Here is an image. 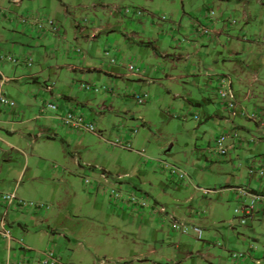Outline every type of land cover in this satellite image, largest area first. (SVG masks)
<instances>
[{"label":"crops","instance_id":"1","mask_svg":"<svg viewBox=\"0 0 264 264\" xmlns=\"http://www.w3.org/2000/svg\"><path fill=\"white\" fill-rule=\"evenodd\" d=\"M126 1L0 0V56L11 52L26 62L29 59L33 62V66L29 67L26 62L11 65L0 59L2 91L17 103L14 108L0 110V149L3 152L0 158L1 190L17 189L20 181L25 183L31 158L47 148H55L60 165H45L42 179L49 183L57 178L61 182V186L53 187L50 198L44 195L38 197L39 200L52 202L56 207L52 212H49L50 208L41 213L0 203V223L8 224L13 233L12 256L21 254L24 248L32 249L31 246L42 244L44 249L54 246L56 251L67 253L68 264H255V261H261L264 249L244 238L241 240L239 235L242 234L237 227L262 220L264 216L242 225L225 215L229 211L227 205L235 203L237 207L236 187L264 190L260 181L248 176L246 169L248 160L262 151L264 140L253 143L252 149L236 145L230 160L209 151L215 137L231 131L233 126L244 131L252 128L246 126L243 119L239 122L240 126L235 124L237 119L229 117L225 106L214 97L215 88L207 80L211 75L229 76L236 98L247 113L264 110V0L207 1L200 9L203 15L210 8L218 11L212 35L198 39L192 37V42L183 46L177 44L174 48L167 46L164 28L154 19L140 21L125 15L124 10L130 7H125ZM148 1L153 0H134L131 4L135 6L139 2L142 8V4ZM5 12L8 14L4 15ZM39 12L60 21L63 34L45 37L17 26L15 19L18 16ZM228 17H235L238 24L231 25L226 20ZM191 30L192 27L187 29V36L192 34ZM81 44L87 48L83 49L82 56H77L75 49ZM106 47L119 52V64L103 62ZM193 59L195 61L192 62ZM130 63L137 64L139 71L132 72L128 67ZM46 74L47 78H44ZM69 74L73 77L66 83ZM104 76L112 81L114 91L103 94L98 100L101 110L96 112L90 107H95L98 95L84 93L80 84L83 81L102 82ZM25 82L27 89L22 85ZM51 82H54V88L49 90L47 85ZM138 91L153 94L158 104L164 97L171 96L177 109L190 115L198 112L203 115L202 122L193 129L174 122L179 126L182 137L188 140L187 146L195 145L193 154L198 159L196 163L205 160L210 165V171L216 174L220 182L219 198L217 196L213 201L211 195L216 190H203L192 180L171 189L164 182V175L168 177L166 172L150 164L146 151L145 157L135 152L144 159H139L138 167L123 163H103L101 167L87 164L81 152L84 146L78 138L79 133L64 127L58 120L59 115L70 111L98 120V113L112 112L115 105L127 107L126 100L134 99L133 94ZM181 99L184 103H179ZM48 103L56 104L57 111L45 109ZM168 111L165 114L172 117L171 111ZM139 120V126L126 130H140L147 125L151 127L145 120ZM166 121L168 124L172 120ZM149 134L151 138L152 132L149 131ZM209 134L217 136L208 140ZM96 136L102 138L103 133L99 132ZM131 141L137 144L138 139L132 138ZM54 142L61 143L60 153L56 146L49 145ZM174 144H179V141ZM150 145L147 144V147ZM20 158L22 163L16 160ZM9 164L20 167L13 178L6 169ZM58 168L61 169L57 171ZM137 168L141 176L135 173ZM189 170L194 178H198L197 172L191 167ZM101 173L124 177L129 187L149 193L165 206L170 215L205 230L206 240H198L193 234L174 233L167 218L160 216L155 220L149 215H131L97 192L90 193L92 187L85 186L84 190L83 186L77 187L82 176L90 175L95 180H101ZM152 173H155L157 184L148 180ZM12 183H15L14 186ZM61 190L62 198H58ZM170 192L177 196L190 192L187 200L190 204L202 196L209 203L206 208L209 210L210 207V211L201 217L190 208L182 210L180 199L172 197ZM215 225L230 231L234 246L223 244L220 249H211V241L217 240L210 235V228ZM240 242L244 247L249 244L253 247L248 261L236 262L227 257V252H233L231 249H235ZM7 256V245L0 238V264Z\"/></svg>","mask_w":264,"mask_h":264},{"label":"rangeland","instance_id":"2","mask_svg":"<svg viewBox=\"0 0 264 264\" xmlns=\"http://www.w3.org/2000/svg\"><path fill=\"white\" fill-rule=\"evenodd\" d=\"M132 1L134 0H127L126 2L128 3L125 5V7L130 6L128 8H133V9L140 8V9L145 10L146 13L154 14L155 22L159 24V26L164 28V33L165 35H167V42H166L167 46H173V48L174 46L178 44V40H183L184 36H187L186 35L187 29H191L192 21L194 22L196 21L200 22V20L204 22L207 21L206 16L208 15V13H210L211 10H214L216 12V16L218 13L217 9L215 8L207 9L205 15H203L200 12V9H202V7L209 0H153L152 2L148 1L146 4H142L144 6L142 8L140 7L139 2L137 3V5H135L136 7L132 6L131 4ZM3 14L6 15L8 14V12H5ZM45 15L47 16L48 14H45ZM163 15L166 16V19L160 20V18ZM89 17H90V14H89ZM137 18L140 19V21L150 20V18L148 17L140 18L139 15L137 16ZM53 19L59 22V26H60V21H58L56 18H53ZM171 31H173L174 33L173 35H171ZM188 43L189 42H182L180 43V46H183ZM77 48H80L82 51H84L83 49H86L87 47L81 44V47L79 46ZM106 49L107 47L104 49L103 56H102V60L105 64L108 62L110 63L111 58L113 57L116 58L117 52H118L116 49L111 48L112 55L111 57H109L105 55ZM193 61H195V59H193L192 62ZM183 65L186 67L185 62H183ZM174 74H177L176 71H174ZM72 77H73L72 74H69L68 76H66V79H67L66 83ZM44 78H47V74L44 76ZM83 82H88V81H83ZM92 83H95L97 85L113 84L112 81L108 79L106 80V76H104L102 82L92 81ZM22 85L26 87L27 89L28 84L26 82L22 83ZM84 93H89V92L84 91ZM103 94L105 93H100L98 96H96L98 97V99L94 101L95 107H90L94 109L96 112H99L101 110L100 109L101 104H100V101L98 100L102 99V96H104ZM149 94H150V101L147 105H143V106L138 105L134 99L128 98L125 103L127 107L115 105L112 112L108 110L101 114L98 113L97 114L98 120H96L95 118L92 120L87 117H84L87 123H93L96 126L97 131H98L96 135H98L99 132L103 133V137L99 138L98 136L92 133H89V132L77 131L79 133L78 138L81 140L82 145L84 146L83 147L84 150H81V152H83V156L85 160L87 161V164L93 163L96 166L101 167L103 163H108L111 165H118L120 163H123L125 166L137 165L138 167L139 159H143V158H141L135 152L128 151V150H125L119 147H113L111 145V141H116L117 139H122V138H124L125 140H130L131 138L129 137V131H127L126 129L139 126L141 124V120L139 119H143L147 123H149V125L151 124V127L147 125V126H143L140 128L138 134L135 137H133L135 139H138L137 144L133 143L134 147L136 149H140V150L144 149L146 151L150 164L152 166L154 165V168H156V165L160 164L159 161H166L167 163L184 171L189 176L190 182L192 180L193 184L200 186L201 188H203V190L211 189V190H214V192L216 190V192L213 195H211L213 196L212 200L213 201L216 200L217 196L219 198V195H220L217 192L220 189V186L218 185L220 182L216 174L210 171L211 170L210 165H208L205 162V160L204 162L196 163L198 159H196L193 154L195 145L193 144V145H189V147L187 146L188 140L186 139V137L184 138L182 137V135L180 134L179 126L174 122V121H178L179 123L184 124L186 128L193 129L196 127L195 125H198L199 123L202 122L203 116L201 115L200 121H196L195 119H193L192 117L193 115H190V113L186 114L185 111H183L182 109H177L176 105L172 104L174 100L172 99L171 96L164 97L162 100V103L158 104L155 102L153 98V94L151 93ZM183 101L184 99H181L179 100V103H184ZM167 110L171 111L172 117L169 116V114L167 115L165 114ZM251 113L253 112H250L249 114ZM175 114L187 115V118L185 119L176 118L174 116ZM168 119L172 121L166 124V122H168L166 120ZM236 119H237V121L235 122L236 125L240 126L239 122L242 121L243 119L242 122L246 123V126L251 127L253 130V131L251 129H249L248 131H244L242 129L239 130L241 135L245 137L247 140L251 139L252 137L255 138V142L250 143L249 149H252L251 146L253 143H257L260 139H262V141L264 140V135L257 130L253 122H251L248 119H245V117H240V116L235 118V120ZM234 127L236 126H233V128ZM149 131H151L153 134L151 138H150ZM218 134H220V132ZM208 136H209L208 137V140H209L212 136L214 137L217 136V134H209ZM176 141H179V144H174L176 143ZM147 144L149 145L151 144L150 147H147ZM171 144L173 145L172 148L169 147ZM262 144H263L262 151L257 152L256 153L257 155L253 157L261 156V155L264 156V141L262 142ZM49 145L56 146V150L60 153V149L62 147L60 142H57V143L54 142L53 144H49ZM198 145H201V144L198 143ZM1 157L2 156H0V158ZM56 158H57V154L55 152V148H49V149L47 148L46 150L38 151L37 156H34L31 158L30 169L28 173L26 174L25 183H21L20 181L17 189L15 187L14 189L10 191L1 190V187H0V192H5V193L15 192L18 198L21 200H24L28 203H43L49 206L50 208V210L48 209L49 212L54 211L56 207L52 205V202L46 199L39 200L38 197L40 195H44L45 198H50V196L53 195V191H54L53 187L56 185L61 186L60 179H57V178H55L54 180L51 179L49 183L48 181H45L44 179H42L45 165L51 166L52 163H56L60 165V162L57 161ZM16 160L19 163H22V158L16 159ZM54 165L52 168H54ZM7 166L8 167L6 169H8L10 178H13L19 173L20 167L17 164H9ZM192 166H195V167H192ZM190 167L192 168L193 171L197 172L198 178L193 177L192 173L189 170ZM60 169L61 168H58L56 170L59 171ZM136 172L138 176H141V174L138 172V168L135 171V173ZM148 173H151V172L148 171ZM157 175L159 176V174ZM108 177H109V180L107 182L105 181L103 184H108L110 186L114 182L120 181V182H124V184L127 185L124 177L120 179L115 175H111ZM85 178H89L93 181L95 180V178H93L90 175L82 176L79 179L80 186L78 185L77 187L82 188L83 186V190L85 187L84 185ZM148 180L154 184H157L155 173H152L151 177H148ZM164 180H165L164 182L166 183V185H168L171 189H174L173 187H175L176 184L172 178L170 177L166 178V176L164 175ZM42 182H45V183L42 184ZM14 184L15 183H12L13 186ZM138 190H142V189H138ZM96 192H98V190L97 189L93 190V187H92V190L90 193H96ZM128 192L129 191H126L124 192V194L127 196ZM170 193L172 194V197L174 198L178 197L180 199V203H181L180 205L182 206L181 207L182 210L190 208L194 210L195 213H198L199 216L201 217H203L204 215H206V213L210 211V207H209V210L206 208L208 207L209 203L206 200H204L202 196H200L199 199H197L195 202L190 204L187 201L190 196V192L184 193L181 196H177L173 194L172 192ZM19 194H23L26 197L21 198ZM59 195L60 196H58V198H62V190L61 192H59ZM100 196H103V198H105L106 201L111 200L110 195H108L107 193H102V195ZM126 196H124V200L126 199ZM238 206H239V202L237 201V207ZM227 207L229 211H228V215H225V216L230 218L231 220H233L234 223L237 224L238 221L237 220L234 221L235 203H232L231 205H227ZM48 210L46 209V210L38 211V212L46 213L45 211H48ZM156 219L158 218L155 217V220ZM44 228L47 229L46 227ZM170 229H171V226H170ZM237 229L242 234V235H239L241 240L242 238H244L248 242L256 245L259 249L261 250L264 249V218L262 220L253 221L247 226H238ZM203 231H204L203 238L206 240L205 230ZM177 234H180V233H177ZM210 235L215 236V239H217L216 241L215 240L211 241L212 243L211 249H220L221 246H219L218 243L231 244L232 246H234L233 245L234 242L232 241V239H230V235H231L230 231L227 228L222 227L221 225H215L214 227L210 228ZM197 242L200 243L203 241H197ZM213 243H215V245ZM50 245H53V244H50ZM43 246L42 244H39L37 247L31 246V248L37 251H44L46 250V248L44 249ZM234 248L235 249H231V250L233 251L236 250L238 252H241L246 249V247H244L243 243L241 242L238 243ZM57 254L61 256L63 264H68L69 259L67 258L68 257L67 253H63L62 251L58 250ZM227 257L231 259L230 253L228 252H227ZM244 261H248V260L245 259V260L236 261V262H244ZM229 264H232V263H229Z\"/></svg>","mask_w":264,"mask_h":264},{"label":"built area","instance_id":"3","mask_svg":"<svg viewBox=\"0 0 264 264\" xmlns=\"http://www.w3.org/2000/svg\"><path fill=\"white\" fill-rule=\"evenodd\" d=\"M125 15L134 16L137 18L139 15L140 18L148 17L154 19L155 16L152 14L146 13L143 9L137 8H126L124 10ZM166 16L163 15L160 20H165ZM207 21H192L191 35L184 36L183 40H178V44L182 42H192V37L195 39L201 37H210L213 33L214 26L217 22L216 12L211 10L210 13L206 16ZM230 22L231 25H237L238 22L233 17H228L226 19ZM17 26H21L23 29H28L32 33H38L48 37L50 35L59 37L63 34L61 24L55 21L53 17L46 16L44 13L39 12L35 14H24L18 16L15 19ZM171 31V35H173ZM111 48L107 47L105 55L111 57L112 52ZM75 54L82 56V50L77 48L75 49ZM0 59L2 62L16 65L20 62H26L24 58L18 57L17 55L6 52L1 54ZM110 63L112 65L119 64V59L111 58ZM29 67L33 66L31 59L26 62ZM132 72H138L140 67L137 64L130 63L128 65ZM209 85L215 88L213 91L214 97L220 101L227 110L229 117L235 119L237 117H245L251 122L254 123L257 130L264 135V110L253 111L249 114L247 111L240 106L234 89L232 87V80L227 75H211L208 80ZM3 83L0 84V110L3 108H14L17 106L15 100L10 99L2 91ZM49 90L54 88V82H51L47 85ZM80 88L83 91L99 95L100 93H108L114 91V87L110 84L97 85L91 82H82ZM133 98L138 105H147L150 101V94L148 92L138 91L133 94ZM45 109L56 110L57 105L48 103ZM193 119L196 121L201 120V113L192 114ZM176 118L185 119L187 115L175 114ZM203 116V115H202ZM58 120L67 128H72L75 131H85L92 134H97V128L93 123H87L83 115L66 112L58 116ZM139 132L138 128H134L129 131V137L132 139ZM128 136V135H126ZM122 139H117L116 141H111L113 147L123 148L128 151L137 152L142 157H145V150H135L132 141ZM255 142V138L247 140L243 137L239 130L236 127L232 128L231 131H226L217 136L209 151L223 159H232L234 156V149L236 145L240 144L243 147H249L250 143ZM2 150L0 149V156H2ZM160 164L156 165L162 168L167 174L168 177L172 178L176 185L187 184L190 182L189 176L182 171L181 169L167 163L166 161H159ZM247 174L252 180L260 181V187H264V156H256L248 160L247 165ZM101 180H91L89 178L84 179V185L86 187H93L98 190V194L107 193L110 195L111 200L109 202L112 205L118 206L120 209H125L131 215L134 216H143L151 215L152 217H163L169 220L171 230L175 233H180L183 235H195L198 240H203V229L198 226L191 225L189 223L180 221L176 217L169 214L165 206L155 201L148 193L138 190L136 188H131L128 185H125L124 182L116 181L112 185L103 184L105 181L109 180L108 176L111 174L101 173ZM119 179L122 177H118ZM129 191L127 196L124 192ZM236 198L239 202V206L235 209V219L242 225L247 224L251 220L257 219L259 216H264V190H254L251 188L239 186L236 187ZM124 196L126 199L124 200ZM0 203L8 207L18 208L20 210L34 209L37 211L48 210L49 206L43 203H28L24 200L18 198L15 192L5 193L0 192ZM47 206V207H46ZM0 238L5 241L7 245L8 256L3 264H63L62 258L57 254V251L51 247L44 251H37L34 249L21 250V254L16 257L12 256L11 244L14 241L13 233L11 228L5 222L0 223ZM22 242V241H21ZM219 246H223V243H218ZM253 249L252 245L249 244L245 250L238 252H230V257L233 261H242L247 259L251 250ZM264 257L261 261H255V264H263Z\"/></svg>","mask_w":264,"mask_h":264}]
</instances>
